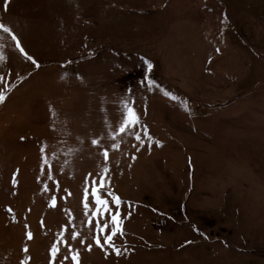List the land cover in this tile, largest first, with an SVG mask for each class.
<instances>
[{"label":"rangeland","instance_id":"1","mask_svg":"<svg viewBox=\"0 0 264 264\" xmlns=\"http://www.w3.org/2000/svg\"><path fill=\"white\" fill-rule=\"evenodd\" d=\"M0 24V264H264V0H0ZM125 102L142 143L111 138Z\"/></svg>","mask_w":264,"mask_h":264},{"label":"snow or ice","instance_id":"2","mask_svg":"<svg viewBox=\"0 0 264 264\" xmlns=\"http://www.w3.org/2000/svg\"><path fill=\"white\" fill-rule=\"evenodd\" d=\"M9 2V0H5V6H7V3ZM0 31H3L4 33H10V29L8 27H6L3 24H0ZM12 39L16 40L15 35H12ZM16 47L20 48V44L19 41H17L16 43ZM20 51L23 53L24 50L22 48H20ZM25 55L27 56V54L25 53ZM27 59L32 60L31 56H27ZM33 63H35V61H33ZM38 66V65H37ZM149 68L152 67L151 64L148 65ZM151 83V82H150ZM4 100V95L0 94V102H2ZM140 123L139 117L136 115L135 110L127 103L125 102L124 104V113H123V117L122 120L117 128V130L115 132H112L111 138L113 140H116L117 137L120 134L123 133H127L130 135H134L135 139L137 141H140L141 143L142 141V135L140 131H134L135 126L138 125ZM146 130H144V135H146ZM92 143L94 145L99 144V140L93 139ZM112 149L114 150H118L120 147L119 142L117 141L116 143H113L111 145ZM104 157L105 160V167H103L102 169V173L106 174L109 169L106 166L107 161H108V151L107 149H105L102 153H101ZM134 158V157H133ZM91 175V174H89ZM86 181V186H85V200H84V208L86 210L87 213V209L89 208V203L87 201V197H88V187H87V177L85 178ZM92 191H91V195L94 198L95 201V205H96V210L92 213V216H96V215H103L104 212H108L111 214V220L108 223H105L103 225H101L99 222H97L96 224V229H97V233L98 235L93 237V239L95 240V243L97 244V246L103 247V245H107L109 247H111L117 255L121 254V249L117 248L116 245L113 243V238L119 234L121 236L124 235V231H123V220L120 218V211H119V204H120V199L109 190V195L112 196V203L116 205V211L113 213L112 209L108 207V201L105 199H102L101 196L99 195V191L100 189H103L106 187V180H105V176L101 175L100 177V183H99V188H97L96 185V181L93 180L92 181ZM45 190H47V187H45ZM54 203V202H53ZM9 211H11V209H9ZM89 222H91V218H89ZM112 225L111 228V232L108 235H105L103 237V245H101L100 243V235H103L105 228L108 227V224ZM29 238H31V233H28ZM62 233H58L57 234V239L58 241H60L62 239ZM79 235L78 232L73 231L72 233V238L76 239L77 236ZM81 243H84L83 240H81ZM89 250L91 249V245H88ZM69 249V253L72 254V259L73 261H76L77 259V253H75L73 251V249L71 248V246H68ZM57 247L56 244L54 243L52 245V251L53 253H55L57 251ZM25 251H27V249L25 248ZM28 257H25V260H27ZM65 259H67V257H65ZM22 264H24V262H22Z\"/></svg>","mask_w":264,"mask_h":264}]
</instances>
